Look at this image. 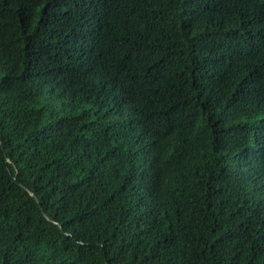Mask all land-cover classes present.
<instances>
[{
    "label": "trees",
    "instance_id": "16d2710c",
    "mask_svg": "<svg viewBox=\"0 0 264 264\" xmlns=\"http://www.w3.org/2000/svg\"><path fill=\"white\" fill-rule=\"evenodd\" d=\"M0 264H264V0H0Z\"/></svg>",
    "mask_w": 264,
    "mask_h": 264
}]
</instances>
